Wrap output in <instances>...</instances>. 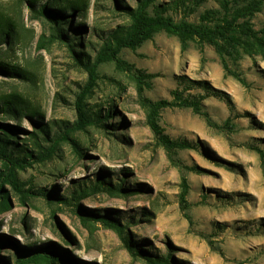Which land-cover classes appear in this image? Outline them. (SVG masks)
<instances>
[{
    "label": "rangeland",
    "instance_id": "1",
    "mask_svg": "<svg viewBox=\"0 0 264 264\" xmlns=\"http://www.w3.org/2000/svg\"><path fill=\"white\" fill-rule=\"evenodd\" d=\"M43 2L49 0H0V17L13 30L0 44L7 65L0 68V97L16 95L36 112L14 117L0 111V135L30 163L14 171L22 192L2 184L0 264H44L47 251L56 256L54 264H159L121 237L148 256L168 254L171 264H264V0H195L167 8L162 16L174 23L231 29L236 39L216 38L217 52L195 37L182 46L175 34L158 30L133 48H119L115 57L129 70L99 61L82 97L87 109L107 115L105 127L69 130L75 145L59 140L48 156H40L47 137L75 121V96L88 76L67 44L50 36V21L36 13ZM146 12L151 15V6ZM126 24L112 0H86L84 11L59 27L77 43L73 51L92 62L112 31ZM221 61L244 84L225 75ZM134 71L151 75L140 90L149 101L170 100L182 77L226 94L233 111L213 96L201 101L200 114L159 110L163 133L193 145L176 149L169 160L145 122ZM188 92L203 93L193 88L182 96ZM29 134L41 148L31 145ZM3 162L0 157V171ZM96 181L119 183L123 193L91 190L76 205L60 201L75 185ZM111 221L120 224L121 237Z\"/></svg>",
    "mask_w": 264,
    "mask_h": 264
},
{
    "label": "trees",
    "instance_id": "2",
    "mask_svg": "<svg viewBox=\"0 0 264 264\" xmlns=\"http://www.w3.org/2000/svg\"><path fill=\"white\" fill-rule=\"evenodd\" d=\"M41 0H27L29 4H34ZM195 0H171L168 5H154V0H136V3L133 7L120 6L116 0H112L113 7L117 12L122 13L126 16L128 20V24L124 26H118L111 33L109 39L100 46L97 51L92 62H89L87 56H83L80 53H75L72 49V46L77 43H73L68 37L63 36V29L59 27L61 22H65L66 20H70L71 14L73 13H82L86 6V0H49V3L43 2L36 9V13L38 15L44 16L47 20L52 24L51 35L54 39L58 41H64L67 44L68 50L71 53L72 58L75 62L80 64L87 73V81L83 87V90L75 96L74 101V110H75V121L69 126H63L62 131H58L57 133H53L48 138V144L46 147H42L44 152L41 153L40 156H48L52 153L54 149V144L59 140L69 139L67 133L69 130L81 129L87 124H99L101 127H105L103 120H106L107 115H101L99 110L90 111L86 108L85 104L82 101L83 92L87 91V87L91 84L93 79V73L96 64L102 60H112L117 66H124L129 70V66H127L124 62L118 60L115 55L119 48L128 47L133 48L138 45L140 42L148 39L150 35L158 30H163L167 33H173L181 42V45H184V41L187 38L195 37L198 40L205 41L211 44L217 52L220 51L221 47L216 38L220 40H235L236 36L234 35V31L231 29H216L214 31L207 29L205 27H201L198 25H194L191 23H174L168 17L162 16V12H164L169 7H176L177 5H183L184 2H194ZM147 6H151V15L146 12ZM63 14V15H62ZM78 25V30L80 29V24ZM11 23L5 19L0 17V44H2L7 38H11L13 34V30L11 29ZM217 36V37H216ZM112 41V42H111ZM6 67L7 65L0 60V68ZM221 67L225 75L233 77L240 84H244L243 79L239 76L238 73L231 71L226 67L223 61H221ZM135 74L133 78L135 80L137 97L140 106L143 108L145 112V122L151 131L153 137L157 141V143L164 150L167 158L171 160V155L174 153L176 149H185L191 148L193 145L191 143L186 142L185 140L180 139H170L167 135L163 133L162 128L156 122L157 112L166 107H184L188 108L194 114H200V103L201 101L208 96L216 97L222 100L229 113H232V105L228 98V96L222 92L213 90L209 87L204 81H196L189 80L185 78H178L179 84L182 86L180 91L177 89H173L170 91L172 98L170 100L160 99L156 101H149L146 98L140 96L141 86L144 83V79L151 77L149 74H143L139 71H134ZM264 74V72H263ZM198 88L203 93H185L182 96V91H189L190 89ZM81 94V95H80ZM0 111L6 114L12 113L13 116H23V115H35L36 112L33 108L29 107L26 101L20 99L16 95H5L0 97ZM238 115H233V117H237ZM16 117V118H17ZM13 117H9L7 119H11ZM224 126H230L229 121L226 120ZM7 129H13L9 126H3ZM42 127V126H41ZM45 129L40 128V130H44V133L47 132V127L44 126ZM10 132V130H8ZM32 139H28L31 142V145L36 148H41L40 144L37 142V139L34 137V134H29ZM34 138V139H33ZM71 144L75 145V143L71 140ZM11 146L13 149L10 151L7 148ZM16 144L9 140L7 137H3L0 135V157L4 159L3 166L4 170L0 171V208L5 206V198L6 194L2 189V184H9L11 189L22 192L21 185H19L14 171L15 169H22L24 166H28L29 161L21 155L23 152L21 149H14ZM14 150L12 153L11 151ZM39 154V153H37ZM190 171L197 172V169L194 167L189 168ZM88 185V186H87ZM87 185H75L68 193V198L63 197L60 198V201H69L73 205L77 204V200L79 196H84L91 190H102L107 193H123V190L120 188V184L117 185L110 183H100L98 181L94 182V184ZM91 187V188H90ZM106 221V220H103ZM112 224L113 221H111ZM115 225V224H114ZM118 229V234H123L120 224L115 225ZM127 248L130 250H136L138 254L144 256L145 258L151 260L152 262H156L159 264H171L168 259L169 255L165 256H148L146 252L137 248L130 247L127 245L126 239L121 237ZM134 248V249H133ZM42 258H45L44 264H54L56 260V256L50 252L41 253ZM1 264H6V262H1Z\"/></svg>",
    "mask_w": 264,
    "mask_h": 264
}]
</instances>
